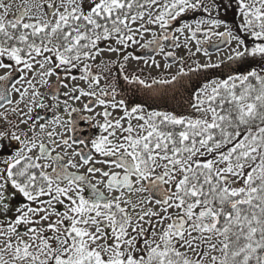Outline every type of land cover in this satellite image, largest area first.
Segmentation results:
<instances>
[{
  "label": "snow or ice",
  "instance_id": "1",
  "mask_svg": "<svg viewBox=\"0 0 264 264\" xmlns=\"http://www.w3.org/2000/svg\"><path fill=\"white\" fill-rule=\"evenodd\" d=\"M0 264H264V0H0Z\"/></svg>",
  "mask_w": 264,
  "mask_h": 264
}]
</instances>
